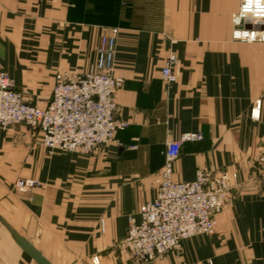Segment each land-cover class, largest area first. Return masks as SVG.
Returning <instances> with one entry per match:
<instances>
[{
	"label": "crops",
	"instance_id": "1",
	"mask_svg": "<svg viewBox=\"0 0 264 264\" xmlns=\"http://www.w3.org/2000/svg\"><path fill=\"white\" fill-rule=\"evenodd\" d=\"M240 1L0 0V61L34 105L50 100L57 71L91 70L101 35L120 28L116 116L128 126L109 145L49 155L27 126L0 128V215L54 264H137L119 242L157 195L167 142L188 132L203 138L183 142L174 180L228 169L238 184L215 232L158 264H264V42L233 38ZM25 177L41 184L19 192ZM0 264H38L1 221Z\"/></svg>",
	"mask_w": 264,
	"mask_h": 264
},
{
	"label": "built area",
	"instance_id": "2",
	"mask_svg": "<svg viewBox=\"0 0 264 264\" xmlns=\"http://www.w3.org/2000/svg\"><path fill=\"white\" fill-rule=\"evenodd\" d=\"M243 3L241 0L233 20ZM119 31L112 27L101 35L97 59L89 72L57 73L52 97L45 106L28 102L24 92L16 90L0 61V127L23 124L37 129L42 144L49 150L93 153L112 142L117 132L128 126L127 121L116 116L115 94L124 81L114 72ZM236 31H248L250 35L237 37ZM232 36L239 41L264 42V20L251 22L242 18L239 25H234ZM175 64L176 57L171 55L162 69L168 83L176 80ZM260 104L258 101L255 108L260 109ZM202 138L201 132H188L179 140L167 142L156 197L141 204L140 221L129 217L120 245L139 264H158L167 252L179 250L183 239L214 232V216L231 197L237 172L199 168L191 181L173 178V164L183 142ZM258 162L264 169V151ZM37 185L39 181L31 178L16 182L20 192Z\"/></svg>",
	"mask_w": 264,
	"mask_h": 264
},
{
	"label": "clouds",
	"instance_id": "3",
	"mask_svg": "<svg viewBox=\"0 0 264 264\" xmlns=\"http://www.w3.org/2000/svg\"><path fill=\"white\" fill-rule=\"evenodd\" d=\"M242 18L251 20V22L264 20V0H244L239 15L233 20L234 25H239ZM234 35L239 37L241 35L249 36L250 34L248 31H236Z\"/></svg>",
	"mask_w": 264,
	"mask_h": 264
},
{
	"label": "water",
	"instance_id": "4",
	"mask_svg": "<svg viewBox=\"0 0 264 264\" xmlns=\"http://www.w3.org/2000/svg\"><path fill=\"white\" fill-rule=\"evenodd\" d=\"M0 221L5 224L12 236L16 239L18 245L38 264H54L50 261L34 244L27 238L18 233L10 224L0 215Z\"/></svg>",
	"mask_w": 264,
	"mask_h": 264
},
{
	"label": "rangeland",
	"instance_id": "5",
	"mask_svg": "<svg viewBox=\"0 0 264 264\" xmlns=\"http://www.w3.org/2000/svg\"><path fill=\"white\" fill-rule=\"evenodd\" d=\"M120 29V28H119ZM6 71V70H5ZM90 71V70H89ZM88 71V72H89ZM59 72H62V71H57V73H59ZM72 72V71H71ZM57 73H56V75H57ZM78 73V72H77ZM84 73H87V72H84ZM56 75H55V80H56ZM124 82V81H123ZM168 83V82H167ZM172 83V82H171ZM168 84H170V83H168ZM54 88V87H53ZM52 94H53V92H52ZM52 97V96H51ZM258 101H260L261 102V100H258ZM258 101L256 102V106H257V103H258ZM261 105V104H260ZM260 110V109H259ZM260 113V112H259ZM17 125H19V124H17ZM17 125H13V126H17ZM23 125V124H22ZM13 126H11V127H13ZM26 126V125H25ZM11 127H7V128H11ZM30 130H31V133H32V141H33V143L34 144H37V146L38 147H41V148H44L45 150H46V152L49 154V155H51V154H53V153H55L56 151H61V150H49L48 148H46L43 144H42V142H41V137H40V134H39V132H38V130L37 129H33V128H30L29 126H27ZM0 128H2V127H0ZM111 143V142H110ZM109 143V144H110ZM109 144H107V145H109ZM107 145H105V146H107ZM104 147V146H103ZM63 152H81V151H63ZM81 153H85V152H81ZM92 153V152H91ZM85 154H90V153H85ZM261 156V155H260ZM259 156V157H260ZM258 161H259V158H258ZM258 164H259V162H258ZM260 165V164H259ZM260 167V169L264 172V169L261 167V165L259 166ZM162 169V168H161ZM213 170H227V171H235V172H237V170H228V169H213ZM160 175H161V173H160ZM237 175H238V172H237ZM239 176V175H238ZM26 178V177H25ZM25 178H19V179H17L16 180V182L18 181V180H20V179H25ZM31 179H34V178H31ZM34 180H36V179H34ZM38 181V180H37ZM16 182H15V184H14V187H15V189L17 190V187H16ZM41 184V182L39 181V185ZM237 184H238V179H237ZM39 185H37V186H39ZM36 186V187H37ZM237 186V185H236ZM35 188V187H34ZM34 188H32V189H34ZM234 188H236V187H234ZM234 188H233V190H234ZM31 189V190H32ZM30 190V191H31ZM233 190H232V192H233ZM18 191V190H17ZM30 191H28V192H30ZM20 192V191H19ZM231 196H232V194H231ZM227 203V202H226ZM226 205V204H225ZM214 223H215V216H214ZM128 224H129V222H128ZM127 232V231H126ZM214 232H215V229H214ZM213 232V233H214ZM213 233H209V234H213ZM199 235V234H198ZM125 236H126V234H125ZM124 236V237H125ZM195 236V235H194ZM124 237L120 240V242L124 239ZM190 238V237H189ZM185 239H187V238H185ZM184 240V239H183ZM120 242H119V247L120 248H122L121 247V245H120ZM182 242V241H181ZM180 249V248H179ZM126 251V250H125ZM172 251H176V250H172ZM170 252V251H169ZM168 253V252H167ZM166 253V254H167ZM130 254V253H129ZM165 254V255H166ZM164 255V256H165ZM133 257V256H132ZM134 258V257H133ZM135 260H136V258H134ZM136 262H137V264H139V262L136 260Z\"/></svg>",
	"mask_w": 264,
	"mask_h": 264
}]
</instances>
